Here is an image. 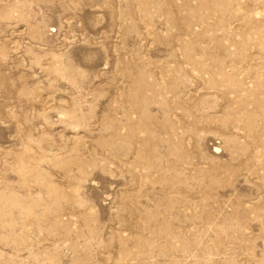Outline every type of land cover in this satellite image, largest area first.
<instances>
[{"label": "rangeland", "instance_id": "1", "mask_svg": "<svg viewBox=\"0 0 264 264\" xmlns=\"http://www.w3.org/2000/svg\"><path fill=\"white\" fill-rule=\"evenodd\" d=\"M0 264H264V0H0Z\"/></svg>", "mask_w": 264, "mask_h": 264}]
</instances>
